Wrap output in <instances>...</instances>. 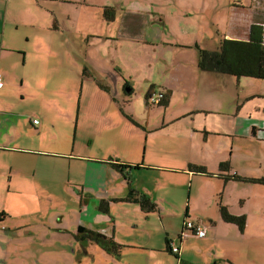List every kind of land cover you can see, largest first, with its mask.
Wrapping results in <instances>:
<instances>
[{
	"label": "crops",
	"instance_id": "0c3cea01",
	"mask_svg": "<svg viewBox=\"0 0 264 264\" xmlns=\"http://www.w3.org/2000/svg\"><path fill=\"white\" fill-rule=\"evenodd\" d=\"M13 1L16 2L6 0L7 10L0 12V21L2 18H8L3 27L0 26V74H3L4 80L3 86L0 87V171L8 166V156L5 154L7 151L39 155L46 153L54 158L64 159L61 154L51 153L40 144L37 147L34 145L36 140L39 141L42 137V133L46 132L47 125L37 126L40 122L35 123L34 118L31 120L34 129L28 127L22 129L20 119L10 122L7 118L11 115L10 108L1 102L13 88L12 78L8 75L9 68L2 63L5 51L12 48L27 51L25 46L20 45L21 40L16 32L18 25L10 27L12 24L10 22L19 21L20 14L23 13L14 12L15 4L11 7ZM237 1L239 0H233L229 5L226 31L217 32L219 38L215 46L209 48L196 44L208 50H216L221 37L247 40L254 22L264 24V21H261L264 20V0H251L248 4ZM93 6L96 7L95 11H88V14L85 12L77 15L68 14V20L72 21L70 24L64 25L62 18H56L57 21L54 20V24L48 28L47 33L50 35L46 34L44 37L41 35L46 39L43 40V44L48 48L47 55L42 49L39 50L51 59L52 54L62 49L64 44L70 53V57L66 56L68 67L73 72L83 79L86 77L90 81H97L98 84L101 79L115 78L112 84L116 88L124 68L116 56L118 43L121 39L137 38L138 31L144 26L143 21L139 19L136 25L137 19L131 20L126 9L118 7L115 2L94 0ZM105 6L116 8L114 21H106L103 11ZM53 30L64 33V36L57 38ZM142 35L147 38L146 34ZM29 36L26 35L30 41ZM107 47L112 54L106 55ZM20 53L26 57L28 51ZM183 69L185 68L180 67L176 73L178 83L184 84L183 89L192 93V105L187 99H181L176 103V110L167 118L168 108L173 105L175 98L173 94L170 98L168 95V103L163 104L165 109L164 114L161 113L162 118L160 115L155 117L154 125H150L148 120L149 134L145 150L140 151V159L133 157L138 154L136 145H131L127 152L117 157H83L96 160L95 163L85 164L82 181L76 180L71 183L75 182L76 186L82 184L80 186L83 206L88 207L90 203V195L84 188L91 180L89 172H92L95 178L99 177L101 183L106 184L109 178H112L113 183H117L116 192L115 190L112 194L106 192L108 195L101 197L98 206L96 202L91 203L94 214L97 211L100 214L88 220L91 224L83 226L112 236L123 245L119 256L106 250L95 252L87 250L84 258L92 260V264H164L156 259L157 252L162 253L164 259L175 257L173 259L176 260V264H264V184L245 180L264 177V79L203 70L199 63L190 75L183 74ZM190 79L192 83L189 82ZM113 87L109 86L107 91L110 93L115 89ZM124 87L127 93L133 90L127 79L123 83ZM114 102H120L118 96H114ZM118 106L121 109V103ZM137 122L134 123L138 125ZM174 122L184 123L185 129L177 127L168 133L166 130L168 123ZM152 132L157 133L150 139ZM32 143L35 147L31 145ZM111 160L137 164L139 167L127 169L129 177L127 178L113 167ZM20 162L24 165L26 158ZM191 165L204 168V171L196 170ZM57 168L64 174V167ZM53 169L54 171L44 176L45 179L53 178L56 172L55 168ZM19 170L16 179H13V175L8 179L9 182H15L17 190H21L19 187L26 188L23 181L28 184L31 181L24 169ZM74 170L70 163L69 180ZM142 170L156 173L157 183L154 190L169 188L174 184L179 189V194L181 191L185 203L176 217V220L180 221L179 225L168 223L163 199L152 195L150 186L134 185L133 176L137 173L135 171ZM233 176L239 179H232ZM160 177L173 179L174 183L163 184ZM41 179L43 177L40 176L35 180L39 182ZM130 187L147 194L157 204V209L146 212L139 203L122 200L121 198L127 196ZM185 188H188V194H184ZM110 190L113 191L112 187ZM115 198L119 200L116 201ZM102 200H109L108 212L100 209ZM113 202L114 205L116 202H123L129 206L118 208L121 214L115 216L112 213ZM221 205L226 206L233 215L245 216V227L241 229L237 224L225 221L221 215ZM0 214H4L0 218L2 225L10 216L6 211ZM187 220L203 224L207 235L200 237L186 229ZM148 224L154 227H149ZM4 227L7 228L6 225ZM168 238L171 244H167ZM194 240L199 241L198 247L193 245ZM173 246L178 247L177 252L173 251Z\"/></svg>",
	"mask_w": 264,
	"mask_h": 264
},
{
	"label": "rangeland",
	"instance_id": "374dc122",
	"mask_svg": "<svg viewBox=\"0 0 264 264\" xmlns=\"http://www.w3.org/2000/svg\"><path fill=\"white\" fill-rule=\"evenodd\" d=\"M107 1L126 9L131 20L137 19L136 25L139 19H142L144 25L138 31L137 38L121 39L118 43L116 56L124 68L116 88L112 84L115 78L101 79L98 84L97 81H90L86 77L83 79L73 72L68 67L66 56L70 57V53L64 44L49 59L46 56L48 48L43 44L46 39L41 37L50 35L47 33L48 28L57 21L56 18H62L65 25L72 22L68 20L70 13L77 15L80 12L88 14V11H95L94 0H16L11 4V7L15 4V13L23 12L19 21L10 22V27L18 25L16 32L21 40L20 45L25 46L28 53L26 50L13 48L4 52L2 63L9 68L8 75L12 78L13 88L1 102L10 108L11 115L7 116L10 122L20 119L22 129H34L31 122L34 118L40 122L37 126L47 125L46 132L42 133L39 141L37 136V140L32 141L36 140V147L40 144L51 153L61 154L64 159L54 158L46 153H5L8 156V166L0 171V213L6 211L10 218H6L0 227V264H92V260L84 258L83 247L74 234L81 224H91L88 220L100 214L99 211L94 214L91 203L96 202L98 206L101 197L112 194L114 190L116 192L117 183H113L112 178L106 184L101 183L99 177L95 178L89 172L91 180L84 188L90 195V203L88 207L83 206L82 184L76 186L75 182L71 183L82 181L86 163L96 162L93 158L83 157H117L127 152L131 145H136L138 154L133 157L140 159V151L145 150L149 134L148 120L150 125H154L155 117L164 114L165 107L160 104L161 97L164 94L169 95V98L171 94L175 96L173 105L168 108L167 118L176 110V103L181 99H187L192 105V93L183 89L184 84L179 85L176 73L180 67L185 68V75H190L195 69L199 52L196 43L209 48L215 46L219 38L217 32L226 31L229 5L233 2ZM237 2L248 4L251 0ZM7 7L8 2L0 0V12L6 11ZM7 19L2 18L0 26L3 27ZM66 27L69 28L68 25ZM53 34H57V38L64 36V33L56 30H53ZM142 34H146L147 38ZM26 35H30V41ZM21 51L27 56L23 57ZM105 52L106 55L112 54L108 47ZM73 58L74 56L71 57ZM125 79L129 80L130 87L133 88L132 93H127L126 87L123 88ZM189 82L192 83V80ZM109 86L115 88L111 90L112 93L107 91ZM128 89L127 87V91ZM150 91L160 96L158 102L147 100ZM114 96H118L120 102H114ZM120 103L121 109L118 106ZM136 121L138 125L134 123ZM177 127L185 129L182 122L168 123L165 129L171 133ZM156 133L150 135V139ZM31 145L34 146L33 143ZM70 153L73 155H69ZM25 158L26 163L20 164V160ZM70 163L75 168L71 180ZM61 166L64 167V174L57 168ZM53 168L56 170L53 175L55 179H45L44 176L54 171ZM19 169H24L31 179L29 184L23 181L26 188L19 187L21 190H17L18 186L14 181H8L10 175L16 179ZM135 172L134 185L150 186L151 194L163 199L168 223L179 225L180 221L176 217L185 203L181 191L179 194V189L174 184L169 188L154 190L156 173L145 170ZM40 176L43 177L41 181L35 180ZM162 183L168 185L174 183V180L162 178ZM184 194H188V188H185ZM125 206L129 205L123 202H116L114 205L113 202V215L121 214L118 208ZM3 225L7 228L2 227ZM148 226L154 227L151 224ZM86 243L88 250H104L93 242ZM193 245L198 247L199 241L194 240ZM173 258L164 259L163 254L157 252L156 259L164 264H176Z\"/></svg>",
	"mask_w": 264,
	"mask_h": 264
},
{
	"label": "trees",
	"instance_id": "16d2710c",
	"mask_svg": "<svg viewBox=\"0 0 264 264\" xmlns=\"http://www.w3.org/2000/svg\"><path fill=\"white\" fill-rule=\"evenodd\" d=\"M104 17L107 21H114L116 18V8L114 6H105ZM264 24L254 22L251 26L250 36L247 40L221 37L220 44L216 50H208L196 44L199 53V67L203 70L221 72L235 76H248L258 79H264ZM132 89V88H131ZM132 93V90L130 91ZM147 100L149 101V95ZM168 95H163L160 104L168 103ZM113 167L121 171L127 178V169L137 168L136 165L125 164L117 160H111ZM196 170L204 171V168L191 165ZM225 167V165H223ZM232 179H239L233 176ZM264 184V177L257 179H245ZM122 200L133 201L139 203L142 209L146 212H152L157 209V204L145 193L130 187L129 192ZM113 200V199H112ZM114 200H119L115 198ZM100 209L109 210V200H102ZM220 211L223 219L230 223L237 224L241 229L246 225L245 216L233 215L228 211L226 206L221 205ZM4 214H0V218ZM78 242L83 245V253L87 254V243L93 242L100 245L107 252L119 256L123 249V245L118 243L112 236L106 235L98 230L87 228L83 225L78 227V231L74 234ZM167 244H171L170 238L167 239Z\"/></svg>",
	"mask_w": 264,
	"mask_h": 264
},
{
	"label": "built area",
	"instance_id": "2783aa9c",
	"mask_svg": "<svg viewBox=\"0 0 264 264\" xmlns=\"http://www.w3.org/2000/svg\"><path fill=\"white\" fill-rule=\"evenodd\" d=\"M263 38H264V34H263ZM3 84H4L3 74H0V87H2ZM159 99H160V96H156L154 93H151L149 95V100H151L153 103L154 102H158ZM34 122L38 123V120H34ZM2 227H4V226H2ZM185 227H186V229L191 230L197 236L204 237V236L207 235L206 227L203 224H201V223H197V222H194V221H191V220H187L186 223H185ZM172 249H173L174 252H177L178 247L177 246H173Z\"/></svg>",
	"mask_w": 264,
	"mask_h": 264
},
{
	"label": "flooded vegetation",
	"instance_id": "af4514ba",
	"mask_svg": "<svg viewBox=\"0 0 264 264\" xmlns=\"http://www.w3.org/2000/svg\"><path fill=\"white\" fill-rule=\"evenodd\" d=\"M82 247H83V245H82ZM86 250H88L87 247H86Z\"/></svg>",
	"mask_w": 264,
	"mask_h": 264
},
{
	"label": "clouds",
	"instance_id": "9594fccd",
	"mask_svg": "<svg viewBox=\"0 0 264 264\" xmlns=\"http://www.w3.org/2000/svg\"><path fill=\"white\" fill-rule=\"evenodd\" d=\"M0 227H1V224H0Z\"/></svg>",
	"mask_w": 264,
	"mask_h": 264
},
{
	"label": "water",
	"instance_id": "95a60500",
	"mask_svg": "<svg viewBox=\"0 0 264 264\" xmlns=\"http://www.w3.org/2000/svg\"><path fill=\"white\" fill-rule=\"evenodd\" d=\"M129 90V89H128Z\"/></svg>",
	"mask_w": 264,
	"mask_h": 264
}]
</instances>
